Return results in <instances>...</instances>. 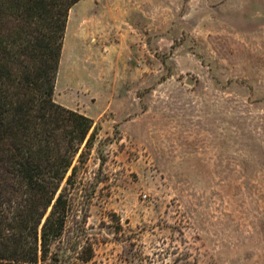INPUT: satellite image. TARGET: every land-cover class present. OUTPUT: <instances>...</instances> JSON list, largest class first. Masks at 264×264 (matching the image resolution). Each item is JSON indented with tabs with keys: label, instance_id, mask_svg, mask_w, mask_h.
Segmentation results:
<instances>
[{
	"label": "rangeland",
	"instance_id": "rangeland-1",
	"mask_svg": "<svg viewBox=\"0 0 264 264\" xmlns=\"http://www.w3.org/2000/svg\"><path fill=\"white\" fill-rule=\"evenodd\" d=\"M53 99L94 122L87 264H264V0H79Z\"/></svg>",
	"mask_w": 264,
	"mask_h": 264
},
{
	"label": "trees",
	"instance_id": "trees-1",
	"mask_svg": "<svg viewBox=\"0 0 264 264\" xmlns=\"http://www.w3.org/2000/svg\"><path fill=\"white\" fill-rule=\"evenodd\" d=\"M78 1L0 0V264H87L95 254L87 209L69 192L94 122L53 99Z\"/></svg>",
	"mask_w": 264,
	"mask_h": 264
}]
</instances>
